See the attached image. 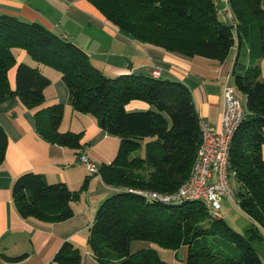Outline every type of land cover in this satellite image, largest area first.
<instances>
[{
    "label": "trees",
    "instance_id": "1",
    "mask_svg": "<svg viewBox=\"0 0 264 264\" xmlns=\"http://www.w3.org/2000/svg\"><path fill=\"white\" fill-rule=\"evenodd\" d=\"M88 1L126 36L171 53L224 62L239 42L235 85L246 96L248 114L232 142L230 180L233 184L235 178L240 185L234 188L237 205L255 222L241 234L225 222L223 213L221 219L214 218L203 202L165 205L136 192L173 193L191 176L203 137L192 92L185 84L143 74L108 77L77 44L41 24L1 14L0 104L19 97L30 110L44 105V91L51 80L38 68L17 63L13 49H23L36 62L62 74L76 111L94 116L108 135L120 139L114 161L98 168L104 183L116 191L101 204L90 230L88 243L95 258L101 264H169L155 250L132 253V242L144 241L173 251L187 247V264H263L252 242L263 239L259 227L264 230V81L258 65L264 59V0H228L233 23L228 17V23L222 20L217 0ZM169 27L182 31L170 32ZM244 42L249 48L248 66L239 63ZM16 66L13 90L9 72ZM133 101L144 102L150 109L129 112L126 107ZM63 116V104L37 111L38 131L52 143L81 149V134L60 132ZM147 138L154 140L145 144V156H134ZM8 146V135L0 124V166ZM88 184L86 179L83 188ZM12 195L22 217L47 223L72 218L71 203L79 197L66 184H50L34 172L15 180ZM206 223L211 226L204 228ZM208 235L232 242L240 254L200 245ZM25 256L9 260L19 262ZM55 261L81 264L82 255L66 242Z\"/></svg>",
    "mask_w": 264,
    "mask_h": 264
},
{
    "label": "crops",
    "instance_id": "2",
    "mask_svg": "<svg viewBox=\"0 0 264 264\" xmlns=\"http://www.w3.org/2000/svg\"><path fill=\"white\" fill-rule=\"evenodd\" d=\"M229 10L227 0V9L220 8L221 18L224 14L227 19ZM1 14L41 24L60 38L77 44L89 55L92 65L111 78L127 74L151 76L154 66H158L161 79L182 82L190 89L201 122L212 127L220 124L225 85L229 83L236 88L234 72L240 69L236 66L240 51L238 41L224 62L171 53L126 36L88 0H0ZM13 54L18 64L38 68L51 80V85L44 91L45 102L40 109L26 108L19 97L0 104V124L9 138L6 159L0 166V264H58L55 257L66 242L80 251L81 264H101L88 243L90 230L99 207L116 189L107 186L98 173H91L81 163L80 156H88L98 168L103 163L110 164L118 154L120 139L108 135L94 116L73 108L61 73L34 61L23 49L15 48ZM239 63L245 66L251 63L246 42L241 47ZM258 65L260 80L264 81V59H260ZM16 74L17 66L9 72L13 90L16 89ZM241 95L247 104L246 96ZM55 104L64 105L60 132L81 134V149L52 143L38 131L37 111ZM126 109L146 111L150 106L133 101ZM29 172L42 174L50 184L64 183L78 193L79 197L71 203L72 218L47 223L20 215L12 189L15 180ZM86 179L89 184L84 189ZM237 232L246 233L241 229ZM148 250L158 253L155 244L144 241L131 244L132 253ZM24 255L22 261L9 260ZM187 255V247H182L173 251L171 259L163 260L169 264H187Z\"/></svg>",
    "mask_w": 264,
    "mask_h": 264
},
{
    "label": "built area",
    "instance_id": "3",
    "mask_svg": "<svg viewBox=\"0 0 264 264\" xmlns=\"http://www.w3.org/2000/svg\"><path fill=\"white\" fill-rule=\"evenodd\" d=\"M228 17L234 21L231 10L228 11ZM151 75L159 79L160 68L154 66ZM223 99L219 127L201 122L203 139L190 178L173 193L145 190L137 193L149 201L165 205L203 202L216 219L222 218V203L225 199L237 203L236 191L230 180V152L234 136L244 122L246 113L241 96L233 85H225ZM80 161L91 173H98V168L88 156L81 155Z\"/></svg>",
    "mask_w": 264,
    "mask_h": 264
},
{
    "label": "rangeland",
    "instance_id": "4",
    "mask_svg": "<svg viewBox=\"0 0 264 264\" xmlns=\"http://www.w3.org/2000/svg\"><path fill=\"white\" fill-rule=\"evenodd\" d=\"M217 4L218 6L223 10V8L227 9V0H217ZM228 12V11H227ZM222 20H224L226 23H228L229 21L226 20V18L224 17V14H222ZM232 22V21H231ZM170 32L172 31H182L180 28H171ZM79 30V29H78ZM83 31V30H82ZM82 35H84V33H81ZM255 37L257 36V31L254 32ZM85 36V35H84ZM92 49V46L90 47ZM31 57V56H30ZM32 58V57H31ZM33 59V58H32ZM34 60V59H33ZM35 61V60H34ZM55 70V69H54ZM60 73V72H59ZM237 89V88H236ZM238 91V90H237ZM240 94V93H239ZM241 96V100H242V104L243 107L245 109V112L247 113V109H246V103H245V99L242 98ZM247 115V114H246ZM154 140L153 138H147L143 141V148L138 151L136 154H134V156H145V144L149 141ZM82 163V162H81ZM83 164V163H82ZM97 167V166H96ZM98 168V167H97ZM233 186L235 189H239L240 185L237 182V179L234 178L233 181ZM113 195V194H112ZM227 200V201H226ZM223 201L222 203V213H223V218L225 220V222L231 227V228H235L234 230L237 231L238 229H241L242 231H246V233L248 231H250V229L254 226L255 222H253V220L251 218H249L241 209L240 207L237 205V203L235 204L234 202H231L230 200L226 199ZM212 222V221H211ZM211 226V223H206L204 228H208ZM218 231H220L221 229L218 227L217 228ZM259 232L260 234L263 236V239H258L252 242L253 247L258 251L260 258L264 264V230L259 227ZM200 245H205L208 248H212L214 250L217 249H221V248H226L227 250H232L234 249L232 242L230 241H225L223 240V238L220 235H216V236H204L203 240L201 241ZM156 248H158V256L161 259H171L172 255H173V250H166V249H162L159 246L155 245ZM184 248V247H183ZM228 248V249H227ZM168 252V253H167ZM235 254H240L241 251H239L237 248L234 249Z\"/></svg>",
    "mask_w": 264,
    "mask_h": 264
}]
</instances>
